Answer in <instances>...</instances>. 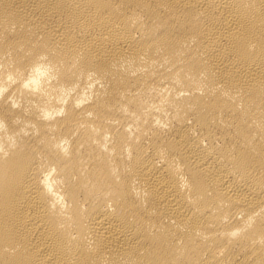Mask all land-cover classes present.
Returning a JSON list of instances; mask_svg holds the SVG:
<instances>
[{"label": "bare ground", "instance_id": "obj_1", "mask_svg": "<svg viewBox=\"0 0 264 264\" xmlns=\"http://www.w3.org/2000/svg\"><path fill=\"white\" fill-rule=\"evenodd\" d=\"M0 264H264V0H0Z\"/></svg>", "mask_w": 264, "mask_h": 264}]
</instances>
